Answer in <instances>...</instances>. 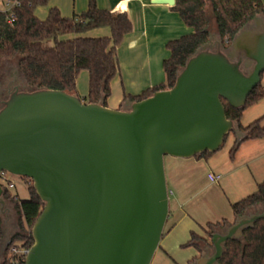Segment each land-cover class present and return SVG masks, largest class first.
I'll return each instance as SVG.
<instances>
[{"label": "water", "instance_id": "95a60500", "mask_svg": "<svg viewBox=\"0 0 264 264\" xmlns=\"http://www.w3.org/2000/svg\"><path fill=\"white\" fill-rule=\"evenodd\" d=\"M253 21L227 48L204 44L170 89L123 109L13 87L0 108V172L31 180L43 202L25 264H151L169 214L164 156L214 153L228 134L243 138L222 100L243 108L260 84L264 24ZM263 218L264 208L236 217L194 264H217L227 240Z\"/></svg>", "mask_w": 264, "mask_h": 264}, {"label": "trees", "instance_id": "16d2710c", "mask_svg": "<svg viewBox=\"0 0 264 264\" xmlns=\"http://www.w3.org/2000/svg\"><path fill=\"white\" fill-rule=\"evenodd\" d=\"M6 1L14 4L10 11L0 10V66L4 60H16L26 91L61 90L78 96L83 103H100L106 106L111 93L110 83L118 73L116 47L132 30L127 13L101 9L95 0H88L86 10L70 18L63 17L56 7H51L47 16L39 19L35 10L46 6L49 0H0V3ZM174 1L171 10L178 14L190 32L167 42L169 56L162 63L165 81L139 95L123 94L119 109H123L127 102L140 101L156 91L170 89L188 58L212 41V24L222 47L227 48L246 24L256 16L264 17L261 0ZM102 27L109 28V36H81L89 30ZM81 71H86L88 75V90L83 97L79 96L76 88ZM261 100H264V85L261 83L249 93L243 108H232L222 100L226 117L236 122L237 129L243 135L242 139H237L234 135L231 155L241 142L264 137V126L260 118L245 126L240 123L244 109ZM207 153L195 157H202ZM2 187L3 198L6 203L13 205L18 220L16 230L7 238L4 219L0 213V264H16L21 257L12 254L10 249L31 247V228L41 213L43 202L32 185L27 188L26 199L16 197L5 184ZM230 207L232 220L209 222L201 227V234L190 232L183 247L194 246L199 254L186 264H194L203 255L200 243L205 251L212 248L211 235L214 232L224 231L238 216L264 208V180L258 183L253 193L230 203ZM166 232L167 229L163 231L162 237ZM21 263L24 264L23 261ZM217 264H264V218L245 228L241 238L227 240Z\"/></svg>", "mask_w": 264, "mask_h": 264}, {"label": "rangeland", "instance_id": "374dc122", "mask_svg": "<svg viewBox=\"0 0 264 264\" xmlns=\"http://www.w3.org/2000/svg\"><path fill=\"white\" fill-rule=\"evenodd\" d=\"M0 10H6V6L2 3H0ZM43 13L44 11H41V14ZM211 27L212 42L219 41L214 25L212 24ZM85 74L87 76L86 72ZM260 83L264 85V72ZM15 86L20 90H26L23 77L17 70L16 60H4L0 66V107L2 106L1 101L6 100L9 95L7 88L10 87L11 89ZM76 88L80 97L85 96L88 90V77L83 79L82 75H78ZM257 118H260L261 124L264 126V100L245 108L240 123L245 126ZM233 139V134H228L216 152L196 157L200 160L195 159V157L183 159L169 155L164 156L169 212L175 210L178 216L186 213L192 222L200 223L202 226L209 222H220L222 219H233L230 203L253 193L257 189L256 181L264 180V152L253 156V160L245 163L244 166L241 164L244 158L243 155L241 156V149L235 151L233 155L230 153ZM229 168L231 173L223 176V172ZM210 171L222 173L221 179L217 182H210L207 178ZM242 174H245V178H249L252 184V190L244 196L239 194V185L243 179ZM7 176L14 184V188L10 190L11 193L19 199H26L28 197L27 188L32 185L31 180L10 173H7ZM6 207L8 212L2 216L6 237L9 238L16 230L18 214L11 203L7 202ZM187 249L188 247L182 246L179 252L168 255L158 248L151 264H186L192 257L191 252ZM211 252L212 248L206 249L203 255Z\"/></svg>", "mask_w": 264, "mask_h": 264}, {"label": "crops", "instance_id": "0c3cea01", "mask_svg": "<svg viewBox=\"0 0 264 264\" xmlns=\"http://www.w3.org/2000/svg\"><path fill=\"white\" fill-rule=\"evenodd\" d=\"M95 1L101 9L127 13L132 23L131 32L116 47L118 73L110 83L111 93L106 100L107 107L119 109L123 94L139 95L144 90L162 84L165 81L162 63L169 56L166 44L170 40L178 39L188 34L190 29L182 22L178 14L171 10L172 6L167 4L153 3V0ZM261 1L264 5V0ZM87 4L88 0H49L46 6L38 7L35 10V15L39 19H44L49 8L56 7L63 17L70 18L85 11ZM41 11H44V13L41 14ZM109 35V28L102 27L89 30L81 36L103 37ZM85 72L81 71L79 73L83 79L88 77ZM124 105L126 106V103ZM239 149L242 151L241 156H244L241 164L245 166V163L253 160V156L264 152V137L245 140L240 143L236 151H239ZM195 159L199 158L195 157ZM209 173L222 174L214 171ZM229 173H231L230 168L223 172V176ZM242 176L243 179L239 185L240 196H244V194H248L252 190L251 180L249 181V178H245V174H242ZM259 182L256 181V185ZM201 227L200 223L192 222L186 213L178 216L175 210H170L166 221L167 232L161 238L158 248L168 255L179 252L188 241L190 232L201 234ZM199 248L202 251L205 250L201 243ZM187 251L192 254L191 260L199 254V251L194 246L188 247Z\"/></svg>", "mask_w": 264, "mask_h": 264}, {"label": "built area", "instance_id": "2783aa9c", "mask_svg": "<svg viewBox=\"0 0 264 264\" xmlns=\"http://www.w3.org/2000/svg\"><path fill=\"white\" fill-rule=\"evenodd\" d=\"M6 6V10L10 11V9L13 6V2L10 1H6L5 3H3ZM207 178L210 182H217L221 179V175L220 174H214V173H209L207 175ZM5 184L8 188L12 189L14 188V184L12 182V180L7 176V172H0V184ZM1 184V185H2ZM11 253L20 256L21 258L18 260V262L16 264H22L21 262L23 261L25 264V258L26 255L29 251V248H17V247H12L11 249Z\"/></svg>", "mask_w": 264, "mask_h": 264}, {"label": "flooded vegetation", "instance_id": "af4514ba", "mask_svg": "<svg viewBox=\"0 0 264 264\" xmlns=\"http://www.w3.org/2000/svg\"><path fill=\"white\" fill-rule=\"evenodd\" d=\"M258 24H260V25H263V24H264V17H263V16H259ZM250 25L254 27V26L256 25V22L252 20V21L250 22ZM211 43H214V42L211 41ZM212 49L215 50V45L213 46ZM12 89H13V88L10 89V87H8V88H7V91L10 92ZM1 103H2V101H1ZM218 232H219V233H223L224 231H223V230H220V231H218Z\"/></svg>", "mask_w": 264, "mask_h": 264}]
</instances>
